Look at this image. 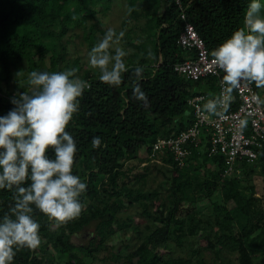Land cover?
Returning <instances> with one entry per match:
<instances>
[{
  "label": "trees",
  "instance_id": "1",
  "mask_svg": "<svg viewBox=\"0 0 264 264\" xmlns=\"http://www.w3.org/2000/svg\"><path fill=\"white\" fill-rule=\"evenodd\" d=\"M83 1L0 0V116L15 107L12 97L28 90L26 79L33 70L78 68L77 75L90 85L66 129L78 149L74 174L87 185L80 198L83 210L78 218L56 226L33 206L42 242L35 251H18L13 264H109L110 260L117 264H233L232 256L236 264H264V186L258 188L253 180L257 172L264 180V147L256 162L243 163L241 174L231 177H223L222 155L208 157L195 150L185 167H179L170 155L162 157V164L148 159L155 141L190 125L193 110L188 100L201 92L199 86L206 84L211 94L218 92L216 77L193 81L174 70L176 63L193 57L178 43L184 28L179 4L149 0L148 6L139 5L146 6L141 9L150 16L153 57L132 39L129 43L138 51L125 61L128 71L122 84L114 87L102 83L99 72L82 69L79 58L69 62L64 37L79 27L86 31L89 17L98 14L88 9L72 19L68 11L77 16L75 7ZM137 1L129 0L134 18L140 14ZM250 2L181 0L210 54L244 27ZM137 66L144 67L138 83L146 103L132 95ZM94 137L101 139L99 148L92 147ZM159 175L162 179L150 187L149 178L157 180ZM12 196L0 190V217L9 211ZM130 210L135 214H129ZM91 226L94 234L87 243L73 241L75 234ZM113 237L121 240L119 251L110 242ZM133 239L137 245L132 246ZM171 242H188L194 248L176 256L170 251ZM108 248L112 255L100 258L98 254ZM207 252L212 253L211 261Z\"/></svg>",
  "mask_w": 264,
  "mask_h": 264
},
{
  "label": "clouds",
  "instance_id": "2",
  "mask_svg": "<svg viewBox=\"0 0 264 264\" xmlns=\"http://www.w3.org/2000/svg\"><path fill=\"white\" fill-rule=\"evenodd\" d=\"M262 7L260 0H251L244 27L211 52L213 66L223 72L224 86L202 105V111L211 116L223 117L232 93L242 84L254 83L264 89ZM123 36V31L117 34L109 28L88 53L89 66L99 71V80L114 87L122 84L123 74L128 71L124 59L128 53L120 47ZM147 55L153 57L151 51ZM78 71L70 68L29 72L28 90L12 97L15 107L0 116V190L13 193L9 211L0 217V264H13L18 251H35L40 246V225L33 218V206L56 226L78 218L83 210L80 198L87 185L74 174L78 149L66 130L79 111L80 97L90 87L77 75ZM143 73V66L133 69L132 95L146 103L138 83ZM20 86L25 88L21 83ZM246 124V119L241 120L239 126ZM91 144L99 148L101 139L94 137Z\"/></svg>",
  "mask_w": 264,
  "mask_h": 264
},
{
  "label": "built area",
  "instance_id": "3",
  "mask_svg": "<svg viewBox=\"0 0 264 264\" xmlns=\"http://www.w3.org/2000/svg\"><path fill=\"white\" fill-rule=\"evenodd\" d=\"M176 3L180 6V18L184 21L178 43L192 51L193 57L176 63L174 70L193 81L216 77L218 95L224 87L221 83L223 72L213 66L205 40L188 20L181 0H176ZM213 97L207 92H200L188 100L194 113L192 122L179 133L155 141L148 157L150 162L162 164V157L170 155L179 167H185L187 160L197 150L208 157L222 155L225 160L223 177H231L241 174L243 163L251 164L258 160L264 147V100L255 84L245 83L234 90L223 117L202 111L203 103ZM235 101L238 102L237 106ZM245 119L247 124L241 128L240 121Z\"/></svg>",
  "mask_w": 264,
  "mask_h": 264
},
{
  "label": "rangeland",
  "instance_id": "4",
  "mask_svg": "<svg viewBox=\"0 0 264 264\" xmlns=\"http://www.w3.org/2000/svg\"><path fill=\"white\" fill-rule=\"evenodd\" d=\"M149 0H138L136 3L139 5H147ZM261 4L264 5V0H260ZM145 8L146 6H141ZM139 7L140 14L137 18L131 17V13L129 11V0H84L83 5L80 7L76 6V9H79V14L76 16L71 12H69V16L72 19L77 20L82 15L86 14L85 10L88 9H96L98 10L97 17L91 18L88 20V26L86 31L82 28H76L75 30H70L68 35L64 37L68 41V59L70 63H73L74 59L79 58L80 64L82 65V69H91L93 73H98L99 71L96 69H92L89 66L88 53L91 49L104 37L106 31L111 28L116 31L117 34L123 31L124 36L121 40L120 47H122L128 55L124 58L125 61L128 60V57L133 53L138 51V49L129 43L132 39H137L143 44L141 49H146L147 52H153V41H152V28L150 25H147L148 20H150V16L148 18L145 9H141ZM152 13V11H150ZM261 15H264V7H262ZM132 42V41H131ZM143 54V52H142ZM141 54V56H142ZM132 56V55H131ZM264 91V89H262ZM144 165V164H143ZM260 167H258V171ZM162 179V175H159V178L155 180L154 178H149V186L156 187L157 182ZM254 182L258 186V188H263L264 180L263 175L260 172L253 177ZM140 210V209H139ZM129 214H135V211L130 210ZM124 214V213H123ZM125 215V214H124ZM137 219L141 220V216L137 217ZM94 231L93 227H88L85 230L81 231L78 234L73 236V241L77 244H85L89 241L90 238L93 237ZM110 242L116 245L114 251H119L122 248L121 240L118 238H111ZM138 241L133 239L132 246L137 245ZM194 247L185 242L183 245H177L175 242L170 243V251H172L173 255H186L191 252V249ZM166 252V251H165ZM100 258L105 256H111V249H104L99 254ZM207 261H211L212 253L207 252L206 255ZM111 258V257H109ZM233 264H236L235 256H232ZM109 264H117L115 261L110 260Z\"/></svg>",
  "mask_w": 264,
  "mask_h": 264
},
{
  "label": "crops",
  "instance_id": "5",
  "mask_svg": "<svg viewBox=\"0 0 264 264\" xmlns=\"http://www.w3.org/2000/svg\"><path fill=\"white\" fill-rule=\"evenodd\" d=\"M199 91H201V92H203V91H206L207 93H209V95H211V96H215L217 93H214V94H211V91H209V89H208V87H207V85L205 84L204 86H199V89H198ZM260 91L263 93V96H264V91H262V89H260ZM259 92V91H258ZM193 110V109H192ZM194 114V113H193ZM194 117V116H193Z\"/></svg>",
  "mask_w": 264,
  "mask_h": 264
}]
</instances>
